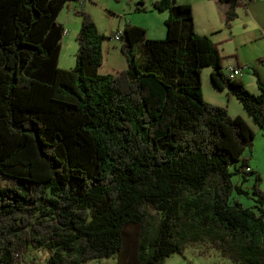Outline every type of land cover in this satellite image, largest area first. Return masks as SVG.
I'll use <instances>...</instances> for the list:
<instances>
[{"label": "trees", "instance_id": "trees-1", "mask_svg": "<svg viewBox=\"0 0 264 264\" xmlns=\"http://www.w3.org/2000/svg\"><path fill=\"white\" fill-rule=\"evenodd\" d=\"M217 1L229 27L245 0ZM65 4L0 0V264H19L29 249L46 252L42 264L114 253V264H160L197 240L232 262L264 264V192L242 155L254 131L202 97L200 71L209 66L213 86L226 87L262 133L264 80L251 68L252 92L229 77L217 43L194 30L189 3L173 0H151L166 11L162 37L123 24L126 66L106 73L97 70L105 35L74 7V63L59 67ZM233 191L252 194L254 208ZM128 224L138 226L131 260L121 251Z\"/></svg>", "mask_w": 264, "mask_h": 264}, {"label": "rangeland", "instance_id": "rangeland-1", "mask_svg": "<svg viewBox=\"0 0 264 264\" xmlns=\"http://www.w3.org/2000/svg\"><path fill=\"white\" fill-rule=\"evenodd\" d=\"M67 2H69L70 4H76L77 7H80L78 0H67ZM85 2L87 4L86 7L85 8L82 7V8H84L90 13V15L94 20L95 25L98 28V31L102 32L105 35V37L102 38L100 44L102 61L97 68L98 72L100 73L112 72L113 70L119 68L120 66H124V67L126 66V60L124 56L120 53L118 48L120 38L118 39H114L113 37H111L110 39L108 38V36L110 37L113 35V33L116 32H120L121 34V30L124 24L123 21L130 22L133 24H136L134 22H143L144 24L150 23L152 26L157 25L159 28L162 29L164 27V24H162L163 20L161 21L160 18L156 20L155 16L149 14L150 11H154V10H151L152 6L149 5L148 1H146L145 3L147 8L145 7L136 8L137 0H85ZM63 9L64 8H62V13L64 11ZM73 17H79V16L73 14V12H68L66 16L64 14H61L59 16V19L63 18L70 23L72 19H74ZM235 17L231 20V22L233 21L232 30L234 34H238L240 31H244L245 29H248L246 28V25L243 24V22L245 21L241 16H237L236 18ZM118 21L120 22L116 27ZM136 25L142 26L140 24H136ZM142 27L145 29L144 26ZM68 34L66 35V37H64V41H62L61 43L63 49L64 47L65 48L71 47L72 41H74L72 40V38H69ZM236 37H238V35H235V38ZM140 42L141 41H137L136 45L137 46L140 45ZM257 42L260 51L259 55L262 56L264 55V40L262 41L257 40ZM229 47H233V44H229ZM63 49L61 48V52H63ZM250 51L251 49L250 46L248 45L237 47V52L245 56L250 57L251 54L253 53ZM235 52L236 51L231 50L224 52V54L235 53ZM231 59H232V55H228L226 58L224 57V60L227 61ZM244 62L245 61L243 62L237 61L239 65H246L244 64ZM248 68H250L249 65L241 68V74H243V79L245 80L246 83H248L249 80L251 81L252 79H254V75L251 74ZM209 69H210L209 66H204L201 68L200 71L201 94L205 100L210 99L212 95L219 96L214 92H219L222 89H225V91H227L226 87L222 89H217L216 87L213 86L208 75ZM221 93H222V96H220L222 100L221 102H226L225 93L227 92L221 91ZM228 93L231 99L228 101L229 111L234 112L239 108L242 109L241 111L243 113V116L241 117L254 131L251 148L250 150L244 149L242 155L247 156L248 164L253 169L259 172L260 181L258 185L259 188L264 192V133L260 131L252 116L242 107V105L235 98V96L231 94L229 91ZM231 114H237V113H231ZM231 180L233 183H238L239 174L233 173L231 175ZM250 183H251V178L247 179L243 184L244 188L248 189V191H250L249 189ZM232 197L236 198L243 206H249L251 208H254L253 204L256 203L252 194L250 193L246 195L242 193H236L235 191H233ZM137 233H138V226L136 224L126 225L124 229L125 241L123 242V246L121 249V251L124 254L123 259H130V260L133 259ZM45 255L46 252L44 250L29 249L23 254L22 260L19 262V264H25V261H27L30 258L42 264ZM115 255L116 253L112 254V256L109 257L88 259L87 261L80 264H114L115 263L114 260L116 259ZM214 263L238 264L232 262L228 257L221 255L217 249L213 248L209 244L208 241H198V240L195 242L192 241L186 242L181 252L170 253L168 256H166L163 259V261L160 264H214Z\"/></svg>", "mask_w": 264, "mask_h": 264}, {"label": "crops", "instance_id": "crops-1", "mask_svg": "<svg viewBox=\"0 0 264 264\" xmlns=\"http://www.w3.org/2000/svg\"><path fill=\"white\" fill-rule=\"evenodd\" d=\"M80 7H86L85 0H78ZM142 7H146V1H148L149 5L151 6V0H141ZM175 2H188L191 9L192 14V21H193V27L196 33L199 34H206L209 36V38L217 43V47L219 50L220 55L222 56V64L223 67H225L228 64H238L237 61L244 62V64L249 65L250 68L248 70L252 73V69H255L258 73V76L261 80H264V64L260 61H257V57H260L264 60V55H259V46L257 40H264V0H245L243 5H239L236 10V17L241 16L245 22L243 24L246 25V28L244 31H240L238 34H234L232 27H233V21L231 22L230 26H226L224 24L223 18H224V11L226 8L225 2H219L217 0H173ZM63 13L62 8L59 10V12L56 15V21L60 24V26L65 29L64 33H61L60 39H59V51L57 56V65L59 67L68 68L71 67L74 63V52L76 50V40L74 38L75 32L77 31V28L79 26V17H73L72 21L69 23L65 19H59V16L61 14H64L65 16L68 14V12H73L72 9L74 7H77L76 4H70L67 2V4L64 5ZM150 11V15L155 16V19L158 18L163 20L166 11L165 10H156L152 8ZM156 12V13H154ZM160 12V13H158ZM75 14V13H73ZM158 14V15H157ZM235 17V18H236ZM120 21L117 22L116 27L118 26ZM123 23H125L123 21ZM136 24H140L145 27V36L150 38H157L162 37L164 35V27L159 28L157 25L152 26L150 23H143V22H134ZM163 24V21H162ZM97 27V26H96ZM98 29V28H97ZM69 32V34H68ZM68 34L69 38H72V45L71 47L63 49L62 47V41H64V37ZM235 35H238V37L235 38ZM112 36L109 37V39ZM262 38V39H261ZM229 44H233V47H229ZM248 45L250 46L251 51L253 52L251 56H245L243 54H240L237 52L238 46H244ZM61 48L63 49V52H61ZM119 48V47H118ZM257 48V49H255ZM255 49V50H254ZM236 51L235 53H228L224 54V52L227 51ZM228 55H232L231 60H224V57L226 58ZM124 66H120L119 68H122ZM118 69V68H116ZM115 69V70H116ZM114 71V70H113ZM112 71V72H113ZM239 78L245 87H247L252 92H257L258 88L256 86L255 80L252 79L249 80L248 83L245 82L243 79V74L235 77ZM223 92H227L226 94V102H221L220 96H222ZM219 92H214L215 94H218L219 96L212 95L210 99L206 100L211 103L216 104H225L228 113H237L240 116H243L242 109L235 110L234 112L229 111L228 109V101L230 99V95L228 93V90L225 91V89H222Z\"/></svg>", "mask_w": 264, "mask_h": 264}, {"label": "built area", "instance_id": "built-area-1", "mask_svg": "<svg viewBox=\"0 0 264 264\" xmlns=\"http://www.w3.org/2000/svg\"><path fill=\"white\" fill-rule=\"evenodd\" d=\"M63 32H65V29H63ZM120 35V32L113 33L112 37L114 39H118ZM245 67V65H239V64H228L225 66L226 74L229 77H237L241 74V68Z\"/></svg>", "mask_w": 264, "mask_h": 264}]
</instances>
